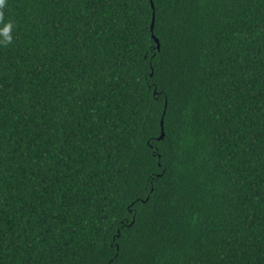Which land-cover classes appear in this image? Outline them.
<instances>
[{"label": "trees", "instance_id": "trees-1", "mask_svg": "<svg viewBox=\"0 0 264 264\" xmlns=\"http://www.w3.org/2000/svg\"><path fill=\"white\" fill-rule=\"evenodd\" d=\"M9 21L0 264H264V0H7Z\"/></svg>", "mask_w": 264, "mask_h": 264}, {"label": "clouds", "instance_id": "clouds-1", "mask_svg": "<svg viewBox=\"0 0 264 264\" xmlns=\"http://www.w3.org/2000/svg\"><path fill=\"white\" fill-rule=\"evenodd\" d=\"M7 6V0H0V47H7L13 42V24L3 22V10Z\"/></svg>", "mask_w": 264, "mask_h": 264}, {"label": "water", "instance_id": "water-1", "mask_svg": "<svg viewBox=\"0 0 264 264\" xmlns=\"http://www.w3.org/2000/svg\"><path fill=\"white\" fill-rule=\"evenodd\" d=\"M152 7L155 10V6H154L153 1H152ZM154 26H155V12H154L153 23H152V31L154 30ZM153 38L156 40V42L158 44V50H160V42H159V40L156 39L154 35H153ZM161 126H162V135H161L160 139H163L165 137L164 121L161 122Z\"/></svg>", "mask_w": 264, "mask_h": 264}]
</instances>
